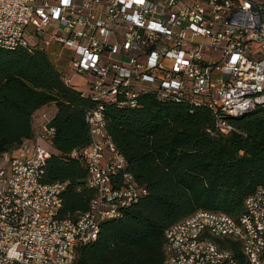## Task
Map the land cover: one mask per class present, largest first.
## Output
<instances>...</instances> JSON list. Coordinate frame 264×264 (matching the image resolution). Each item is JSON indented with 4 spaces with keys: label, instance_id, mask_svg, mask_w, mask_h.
I'll use <instances>...</instances> for the list:
<instances>
[{
    "label": "built area",
    "instance_id": "obj_1",
    "mask_svg": "<svg viewBox=\"0 0 264 264\" xmlns=\"http://www.w3.org/2000/svg\"><path fill=\"white\" fill-rule=\"evenodd\" d=\"M0 48L44 51L94 102L90 142L70 156L95 193L86 211L60 216L66 184L42 182L51 152L40 140L54 128L41 114L38 135L0 157V264H74L103 221L147 193L106 132V105L137 108L150 94L206 106L221 134L264 108V0H0ZM163 254V264H264V187L239 216L198 210L172 224Z\"/></svg>",
    "mask_w": 264,
    "mask_h": 264
},
{
    "label": "trees",
    "instance_id": "obj_2",
    "mask_svg": "<svg viewBox=\"0 0 264 264\" xmlns=\"http://www.w3.org/2000/svg\"><path fill=\"white\" fill-rule=\"evenodd\" d=\"M48 105L56 108L49 119L54 151L42 182L66 184V217L86 211L95 194L86 167L70 156L90 142L85 114L94 102L64 82L44 51L0 48V157L35 135L33 115ZM103 113L106 132L147 193L103 221L96 240L77 248L75 264H163L169 226L198 210L239 216L246 197L264 187V108L230 118L235 130L228 134L218 132L206 106L150 94L137 108L106 105ZM229 246L241 258L238 244Z\"/></svg>",
    "mask_w": 264,
    "mask_h": 264
},
{
    "label": "crops",
    "instance_id": "obj_3",
    "mask_svg": "<svg viewBox=\"0 0 264 264\" xmlns=\"http://www.w3.org/2000/svg\"><path fill=\"white\" fill-rule=\"evenodd\" d=\"M49 57V56H48ZM49 59H50V61L52 62V60H51V58L49 57ZM52 64H53V62H52ZM54 65V64H53ZM46 107H49V109H50V117H52V115H54V113L56 112V108H55V106H53V105H48V106H43V107H41L40 109H38L35 113H34V115H33V120H35L34 121V131H35V135L37 136L38 135V131H39V127H37L36 128V123L40 120V116H41V114H43V112H44V109L46 108ZM54 108V111H52V109L51 108ZM39 116V117H38ZM34 135V136H35ZM41 141V140H40Z\"/></svg>",
    "mask_w": 264,
    "mask_h": 264
},
{
    "label": "rangeland",
    "instance_id": "obj_4",
    "mask_svg": "<svg viewBox=\"0 0 264 264\" xmlns=\"http://www.w3.org/2000/svg\"><path fill=\"white\" fill-rule=\"evenodd\" d=\"M52 109V111H54V108L52 107L51 108ZM43 114H45L46 116H47V118H49V116H50V109H49V107H46L45 109H44V112H43ZM39 117V116H38ZM41 117V116H40ZM41 123V119L36 123L37 125H36V128L37 127H39V124ZM41 143H42V145H44L49 151H54V149L52 148V146L48 143V142H46V141H44V140H41ZM74 264H75V262H74Z\"/></svg>",
    "mask_w": 264,
    "mask_h": 264
}]
</instances>
